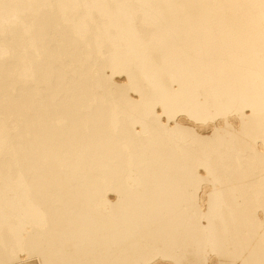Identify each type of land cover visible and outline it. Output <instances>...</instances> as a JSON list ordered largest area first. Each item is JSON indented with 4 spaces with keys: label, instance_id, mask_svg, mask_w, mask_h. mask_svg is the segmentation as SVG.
Listing matches in <instances>:
<instances>
[{
    "label": "bare ground",
    "instance_id": "bare-ground-1",
    "mask_svg": "<svg viewBox=\"0 0 264 264\" xmlns=\"http://www.w3.org/2000/svg\"><path fill=\"white\" fill-rule=\"evenodd\" d=\"M0 264H264V0H0Z\"/></svg>",
    "mask_w": 264,
    "mask_h": 264
},
{
    "label": "rangeland",
    "instance_id": "rangeland-1",
    "mask_svg": "<svg viewBox=\"0 0 264 264\" xmlns=\"http://www.w3.org/2000/svg\"><path fill=\"white\" fill-rule=\"evenodd\" d=\"M118 78H120V77H118Z\"/></svg>",
    "mask_w": 264,
    "mask_h": 264
}]
</instances>
